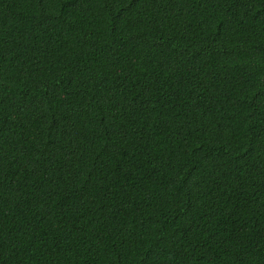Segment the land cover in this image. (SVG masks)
Masks as SVG:
<instances>
[{
    "label": "trees",
    "instance_id": "1",
    "mask_svg": "<svg viewBox=\"0 0 264 264\" xmlns=\"http://www.w3.org/2000/svg\"><path fill=\"white\" fill-rule=\"evenodd\" d=\"M0 264H264V0H0Z\"/></svg>",
    "mask_w": 264,
    "mask_h": 264
}]
</instances>
